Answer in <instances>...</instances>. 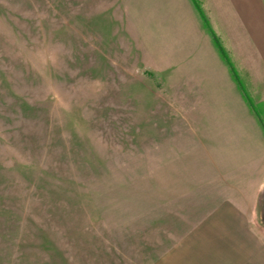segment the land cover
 Segmentation results:
<instances>
[{
  "label": "rangeland",
  "instance_id": "obj_1",
  "mask_svg": "<svg viewBox=\"0 0 264 264\" xmlns=\"http://www.w3.org/2000/svg\"><path fill=\"white\" fill-rule=\"evenodd\" d=\"M176 3L0 0V264H264L255 75Z\"/></svg>",
  "mask_w": 264,
  "mask_h": 264
},
{
  "label": "crops",
  "instance_id": "obj_2",
  "mask_svg": "<svg viewBox=\"0 0 264 264\" xmlns=\"http://www.w3.org/2000/svg\"><path fill=\"white\" fill-rule=\"evenodd\" d=\"M169 1L172 3L173 0ZM176 2L175 12L173 6L168 7V12L178 18L176 28L212 29L236 72L239 64L248 74L255 75V88L264 103V0ZM210 40L214 46L211 37ZM214 53L225 67L224 74L231 75L228 64L215 46Z\"/></svg>",
  "mask_w": 264,
  "mask_h": 264
},
{
  "label": "trees",
  "instance_id": "obj_3",
  "mask_svg": "<svg viewBox=\"0 0 264 264\" xmlns=\"http://www.w3.org/2000/svg\"><path fill=\"white\" fill-rule=\"evenodd\" d=\"M207 31H208V33L211 36V39H212V42H213L214 46L216 47V49L218 50V52L220 53V55L222 56V58L225 60V62L228 64V67H229V70H230L232 79L236 83L240 82L236 70L233 68L230 60L225 56V52H224L222 46L220 45V43H219V41H218L215 33L211 29H207Z\"/></svg>",
  "mask_w": 264,
  "mask_h": 264
}]
</instances>
